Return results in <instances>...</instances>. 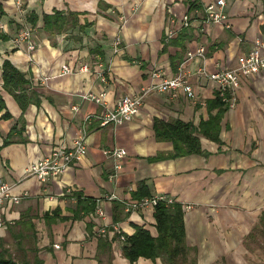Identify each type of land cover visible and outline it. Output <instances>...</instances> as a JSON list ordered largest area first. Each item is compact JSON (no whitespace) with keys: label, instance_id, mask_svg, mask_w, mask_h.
Here are the masks:
<instances>
[{"label":"crops","instance_id":"1","mask_svg":"<svg viewBox=\"0 0 264 264\" xmlns=\"http://www.w3.org/2000/svg\"><path fill=\"white\" fill-rule=\"evenodd\" d=\"M213 1L0 0V183L29 192L0 207L6 221L1 253L29 264H166L146 256L132 262L123 252L126 240L112 229L117 224L130 235L142 224L157 235L152 206L118 207L120 217L127 215L113 217L120 202L164 193L191 205L184 207L191 262L264 264V73L243 78L235 106L224 110L215 102V84L197 73L199 58L184 64L193 96L158 89L189 51L204 46L208 69L216 71L236 66L264 40V0H225L231 28L205 20L204 8ZM45 15L56 19L46 24ZM173 26L177 33L167 39ZM26 27L34 50L16 41ZM4 60L27 80L21 99L4 87ZM84 63L89 71H79ZM64 65L73 72L64 74ZM100 65L106 82L98 76ZM149 88L131 120L101 125L91 119L87 153L64 173L46 182L24 174L54 147L72 145L85 117L102 111L84 94L104 90L113 107L123 95ZM216 114L217 137L200 133L201 152L175 154V142L155 129L156 119L181 118L199 127ZM113 146L127 149L120 167L103 151ZM73 192L97 199L105 215L85 210L90 201L80 208Z\"/></svg>","mask_w":264,"mask_h":264},{"label":"built area","instance_id":"2","mask_svg":"<svg viewBox=\"0 0 264 264\" xmlns=\"http://www.w3.org/2000/svg\"><path fill=\"white\" fill-rule=\"evenodd\" d=\"M225 7V0H215L211 3H208L204 8L205 20L214 24H222L226 28H231ZM183 25H189L188 21L185 20ZM176 33L177 30L175 26L169 28L167 31V39L173 38ZM31 36V29L26 27L19 32L16 41H27L28 48L30 50H34L35 43L31 42ZM115 44L117 47L122 44V40L119 36L116 38ZM194 58H199L201 60V65L198 67L197 73L201 77L212 81L217 88L216 91L222 97L223 101L228 105L229 108H233L236 101V92L240 88L243 78L259 76L264 73V40H256L254 46L248 53L242 54L237 58L236 66L230 68H221L216 71H210L208 69L206 48L204 46H200L195 52L189 51L187 54V59L181 64L179 71L173 77L164 79L158 86V89L161 91L172 92L182 90L185 94L193 96V87L184 71V64ZM89 70L90 66L87 63H84L79 67V71L82 72ZM63 72L64 74H68L73 72V69L68 65H64ZM158 74L159 72H154L153 75L158 77ZM98 76L102 82L107 81V72L102 65H100ZM151 89L153 88L144 90L140 95H123L113 107H108L106 102V91L104 90L97 94L92 92L84 94V100L93 101L102 106V111L100 113L89 114L85 117L84 126L72 145L61 144L54 147L50 153L44 157L29 163L24 169V174L35 175L41 181L46 182L48 179L57 177L64 173L70 165L80 161L86 155L87 125L91 119L96 118L101 125H106L111 122L114 124H122L126 121H129L138 115L144 98ZM103 151L106 155L113 156L116 158V160H118L116 164L117 167H120V159L127 154V149L122 146L106 147ZM28 194L29 192L27 190L23 191L22 193H15L14 186L11 183L2 182L0 183V207H2L7 201L17 203L23 196ZM161 200H164L167 203H172L175 201L173 197L167 194L153 193L125 201L126 210L133 208H144L147 206L154 207ZM183 206L191 207L189 204H183ZM95 212L99 216L105 215L104 209L98 204ZM5 224L6 221L0 214V228L4 227ZM112 229L115 233H118L121 240H126L127 235L119 225L114 224ZM100 231L106 232V227H102Z\"/></svg>","mask_w":264,"mask_h":264},{"label":"trees","instance_id":"3","mask_svg":"<svg viewBox=\"0 0 264 264\" xmlns=\"http://www.w3.org/2000/svg\"><path fill=\"white\" fill-rule=\"evenodd\" d=\"M1 10V6H0ZM56 17L45 15L46 24L52 23ZM33 20V19H32ZM5 35L0 34V38ZM3 81L4 87L11 91L17 98L23 97V91L26 89L27 80L22 72H20L9 60L3 62ZM215 102L222 110L228 109V105L223 101L222 97L216 91ZM4 108L3 101L0 99V111ZM8 114H4L7 116ZM220 115H212L204 121L199 127L191 121L181 118L174 120H155V129L157 134L172 139L176 145V153L182 154L186 152H201L200 133H206L213 138L217 137ZM151 193H143L136 195V198L150 195ZM80 208H85L82 202L90 201L91 204L85 210L93 211L96 209L98 201L80 192H73ZM118 207L124 209L125 202L115 205L114 221L117 222L121 217L117 214ZM154 216L156 219L157 235H153L151 231L142 224L136 225L133 234L127 235L126 242L123 245L124 254L134 262L139 256L151 258L161 257L166 264H197L191 262L189 257L190 247L186 242V230L184 221V206L181 201L167 203L164 200L159 201L154 206ZM0 264H29L21 262L12 256H6L0 252Z\"/></svg>","mask_w":264,"mask_h":264},{"label":"rangeland","instance_id":"4","mask_svg":"<svg viewBox=\"0 0 264 264\" xmlns=\"http://www.w3.org/2000/svg\"><path fill=\"white\" fill-rule=\"evenodd\" d=\"M20 257V259L22 258L21 256H19Z\"/></svg>","mask_w":264,"mask_h":264}]
</instances>
